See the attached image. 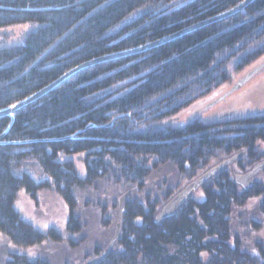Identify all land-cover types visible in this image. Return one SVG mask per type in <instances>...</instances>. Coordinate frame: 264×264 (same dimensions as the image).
Returning a JSON list of instances; mask_svg holds the SVG:
<instances>
[{"label": "trees", "instance_id": "obj_1", "mask_svg": "<svg viewBox=\"0 0 264 264\" xmlns=\"http://www.w3.org/2000/svg\"><path fill=\"white\" fill-rule=\"evenodd\" d=\"M242 1L0 0V27L36 24L21 43L0 48V109L78 64L156 41ZM260 65L264 0H253L148 50L81 69L15 111L3 141H37L0 144V264H69L65 250L77 253L87 241L88 209L112 235L76 264L101 254L117 222L111 249L90 264H264L262 241L245 250L235 232L236 220L259 229L252 214L264 219V110L198 116L226 84ZM9 122L0 117V134ZM234 155L172 215L157 218L187 184ZM257 164L250 185L235 180ZM20 190L31 199L40 191L57 195L67 210L64 229L25 220L15 208ZM126 191L119 218L117 200ZM44 243L62 247L67 258L28 254Z\"/></svg>", "mask_w": 264, "mask_h": 264}, {"label": "rangeland", "instance_id": "obj_2", "mask_svg": "<svg viewBox=\"0 0 264 264\" xmlns=\"http://www.w3.org/2000/svg\"><path fill=\"white\" fill-rule=\"evenodd\" d=\"M35 27L36 24L30 22L0 27V48L21 43L23 41L24 33ZM252 67H254V65L250 68ZM233 84L234 83L226 84L223 89H221L222 94L226 90H229ZM218 94L221 95V92ZM216 98L218 97H215L210 102ZM254 110H264V68L250 78L247 83L243 84L237 90L229 94L224 100L199 112L198 116L201 120L207 121L219 117L227 118L228 116L226 114H230L229 117H234L235 114H237L236 116H243L253 112ZM75 162L79 172H82L81 162L78 159L75 160ZM261 177L262 174L259 173L256 176V180H260ZM155 179V177L151 178L150 182ZM15 208L25 220L29 221L37 229L44 230L50 226H53L60 231L64 229L67 215L66 206L57 195L50 191H40L36 195L35 199H31L24 193L23 190H20L15 201ZM86 212H88L86 215L88 238L87 241L81 245L80 250L77 253H68L69 250H65L67 256L73 257L72 262L69 264H76L79 262L84 253L91 250L92 247L97 244L102 245L106 243L110 234L112 235L110 228L102 226V221L99 218L100 214L93 209H88ZM252 215L255 221L259 223V229H253V227L248 228L247 226L245 227L237 220L235 222V232L239 234L242 240L243 249L250 251L256 249V241L260 240L264 244V219L258 214L253 213ZM240 221H245V218L242 217ZM5 244V239L0 235V261L4 256L2 252ZM62 251L64 250L60 246H51L50 244L44 243L42 246H36L29 249L28 254L31 257H49L51 254L48 253L55 252L58 255H56L55 260L60 261L62 257H66L61 254Z\"/></svg>", "mask_w": 264, "mask_h": 264}, {"label": "water", "instance_id": "obj_3", "mask_svg": "<svg viewBox=\"0 0 264 264\" xmlns=\"http://www.w3.org/2000/svg\"><path fill=\"white\" fill-rule=\"evenodd\" d=\"M253 0H243L242 2H240L239 4H237L236 6H234L233 8L222 12L216 16H213L209 19L203 20L201 22H198L196 24H193L187 28H184L180 31H177L173 34H170L168 36H165L163 38H160L156 41L153 42H149L146 44H143L141 46L126 50L124 52H120L118 54L115 55H107V56H100L97 58H93L91 60H88L86 62H83L81 64H78L76 66H74L73 68L69 69L68 71H66L65 73H63L62 75H60L58 78H56L55 80H53L52 82H50L49 84H47L46 86L42 87L41 89L37 90L36 92L30 94L29 96L7 106L4 107L2 109H0V117H4L7 116L10 119V122L8 124V126L6 127V129L0 134V144H7V143H12V144H24V143H31V142H35L37 140H27V141H15V142H8V141H3V137L5 136V134L8 132V130L10 129L13 121H14V112L17 111L18 109L27 106L28 104L38 100L39 98H41L42 96H44L45 94L49 93L50 91H52L54 88H56L57 86H59L64 80L70 78L73 74H75L76 72H78L81 69H84L90 65H93L97 62H101L113 57H117V56H121V55H127V54H136V53H140L143 52L145 50H148L152 47H155L157 45H160L162 43H165L167 41H170L176 37H179L185 33H188L196 28H199L201 26H204L206 24H209L211 22H214L216 20H221L224 19L228 16H231L235 13H237L238 11H240L241 9H243L244 7H246L248 4H250ZM262 65L253 68L252 70H250L245 76L238 78L234 84L232 85V87L229 90H226L223 94H221L220 96H218V98H216L215 100H213L212 102H210L207 107L213 106L214 104L224 100L229 94H231L232 92H234L235 90H237L239 87H241L246 81H248L257 71H259L261 69ZM112 122H109L108 124L104 125V126H110ZM88 126H92V125H88ZM60 139H56V140H61ZM237 155H234L232 157H229L225 160H223L222 162H220L218 165L208 169L204 174H202L201 176H199L198 178H196L194 181L190 182L189 184H187L182 190H180L177 194H175L172 198H170L161 208L160 212L157 215V218H162V217H167L172 215L175 210L177 209V207L179 205H181L185 200H187L190 195L205 181L207 180L211 175H213L214 173H216L217 171H220L221 169L225 168L228 164H230L231 162L234 161L235 157ZM262 168L261 164H257L255 165L251 170L247 171L246 173L243 174H236L235 175V180L239 183H241L244 187H247L248 185H250L251 182V177L256 174L260 169ZM128 194V191L124 192L123 194H121L118 197V207H119V218H120V214L122 211V203L124 198L126 197V195ZM119 229H120V222L116 223V228L114 231L113 236L110 238L106 248L101 252V254L90 258L89 260L81 263V264H90L94 261H97L101 258H103L106 253L111 249L112 245L114 244L118 233H119Z\"/></svg>", "mask_w": 264, "mask_h": 264}, {"label": "flooded vegetation", "instance_id": "obj_4", "mask_svg": "<svg viewBox=\"0 0 264 264\" xmlns=\"http://www.w3.org/2000/svg\"><path fill=\"white\" fill-rule=\"evenodd\" d=\"M251 169H252V168H250V169H248V170H246V171H244V172L235 173V174H234V178H235V175H236V174L240 175V174L246 173L247 171H249V170H251ZM256 174H257V173H256ZM256 174H255V175H256ZM253 176H254V175H253ZM253 180H255L254 177L251 178V182H252ZM251 182H250V183H251Z\"/></svg>", "mask_w": 264, "mask_h": 264}]
</instances>
